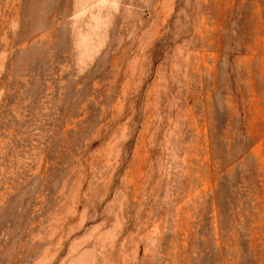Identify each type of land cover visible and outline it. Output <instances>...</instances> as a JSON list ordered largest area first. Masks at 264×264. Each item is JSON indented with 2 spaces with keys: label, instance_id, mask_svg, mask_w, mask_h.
Here are the masks:
<instances>
[{
  "label": "rangeland",
  "instance_id": "rangeland-1",
  "mask_svg": "<svg viewBox=\"0 0 264 264\" xmlns=\"http://www.w3.org/2000/svg\"><path fill=\"white\" fill-rule=\"evenodd\" d=\"M0 264H264V0H0Z\"/></svg>",
  "mask_w": 264,
  "mask_h": 264
}]
</instances>
